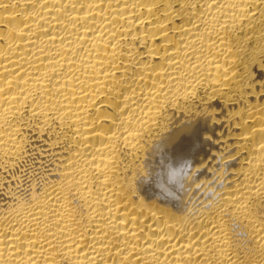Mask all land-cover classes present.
I'll return each instance as SVG.
<instances>
[{
  "label": "bare ground",
  "instance_id": "bare-ground-1",
  "mask_svg": "<svg viewBox=\"0 0 264 264\" xmlns=\"http://www.w3.org/2000/svg\"><path fill=\"white\" fill-rule=\"evenodd\" d=\"M0 264H264V0H0Z\"/></svg>",
  "mask_w": 264,
  "mask_h": 264
}]
</instances>
